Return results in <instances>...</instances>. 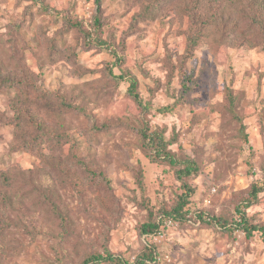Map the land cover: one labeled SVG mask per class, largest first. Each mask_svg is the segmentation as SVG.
<instances>
[{
	"label": "rangeland",
	"instance_id": "obj_1",
	"mask_svg": "<svg viewBox=\"0 0 264 264\" xmlns=\"http://www.w3.org/2000/svg\"><path fill=\"white\" fill-rule=\"evenodd\" d=\"M192 1L0 0V264H83L108 252L135 264L148 252L142 225L175 207L184 183L193 190L187 215L152 240L156 260L148 263L264 264L261 232L247 236L234 225L244 213L264 227V192L251 195L264 181V0H202L210 24L201 33L185 15ZM152 4L155 18L145 12ZM18 24L22 33L10 35ZM193 37L200 44L191 46ZM20 59L32 102L49 112L61 99L74 106L63 110L60 143L44 137L40 145L23 115L27 97L16 82L3 84ZM44 115L56 127L55 114ZM146 126L165 130L169 150L197 161L199 173L182 181L177 168L151 159Z\"/></svg>",
	"mask_w": 264,
	"mask_h": 264
},
{
	"label": "trees",
	"instance_id": "obj_2",
	"mask_svg": "<svg viewBox=\"0 0 264 264\" xmlns=\"http://www.w3.org/2000/svg\"><path fill=\"white\" fill-rule=\"evenodd\" d=\"M26 1H29V0H26ZM96 1L99 2V0H96ZM202 2H203L202 0H195V1L193 0L192 3L194 4L195 10L193 8L192 12L185 13V15L189 14L190 16H192L193 19L197 18L199 22L194 21V25L198 27V29L200 30V33L202 32V30L203 31L207 30V28L209 27L208 25L210 24L208 18L207 17L204 18L202 15V5H201ZM221 2L218 3L217 1L218 5H216V8L221 7ZM42 5L44 7V1L42 2ZM154 9H157V7L154 4H152L151 7L149 5V8H147L145 12L150 15L151 14L150 11H153ZM200 14L202 16L198 17ZM150 17L155 18V15L152 14L150 15ZM73 26L74 28L76 27L74 23H73ZM96 26H101L100 20L98 18H94V27ZM22 30L23 28L20 26V24H18L16 25L15 30L14 29L10 30V35H16V32L22 33ZM194 40L195 38L193 37L192 38L193 45L191 44V46H197L201 42L198 39L195 41ZM14 42L15 41H13V43ZM97 44L98 46H101L103 48L110 47V45L107 44V42L104 40H99ZM49 56L52 57V55H49ZM17 62H20L21 65H15L18 67L16 68V70L11 69L7 71L8 77H5V79L3 80L4 82L3 84L5 86L7 85L8 87L13 88L15 84L14 82H16L18 88H20L19 90H21L22 93L24 94V97H27V101H26L27 110L23 113V115L29 120L32 126L36 127L37 130L41 133L40 137L42 138V141L40 142V145L45 143L44 137L48 138L49 142L51 138L53 137H56V139H58V142L61 139L63 140L66 134H60L57 127H59L60 129H64L67 126L66 118L65 116H63V113H64L63 110L66 111L70 109L71 107L73 108L74 106L70 104V102L67 103L64 99H61L60 103L56 105V107L55 105L53 106L55 107L54 112H49L51 111V109H53L52 107H48L49 109L43 110L42 108L43 106L39 105L38 102L37 103L32 102L33 100H37V99L33 98L35 94H33L34 90H32V87H31L33 83H30L29 81V71L28 70L26 71L27 68L25 66L27 65L25 64V62L23 64L21 59ZM111 75L113 76V79L115 80H124L126 77V74L124 73H122L120 76H115L112 70H111ZM128 80L130 82V86L128 89L129 95L132 98V100L135 102V104L142 108L143 102L140 98V95L137 92L139 88V83L137 79H135L134 77H129ZM184 86H187V85L184 84ZM44 94L45 93H43L42 95L45 96ZM49 113H54L56 116L55 117L56 127L54 128H52V126L47 124L44 120L42 121L39 116V114L40 115L45 114L44 116L49 118V115H48ZM140 132L143 138L146 140V146L150 148L151 150L150 158L155 161L163 162L172 168H177L176 174L180 180L184 181L185 178H190L194 174L199 173L200 167L197 161L192 160V159L181 161L176 157L174 153H172L171 150H169V146L172 144L173 140H169V141L166 140L165 130H160V129L150 130V127L146 126L145 128L143 127ZM81 143L83 142L78 141L74 145H82ZM74 158L77 160L75 155H74ZM77 162L78 163L81 162L80 164L84 166V167L82 166V168L84 169V172L87 173V176L97 175L96 171L93 169L90 163H87L84 165V162H82L81 160L79 161L77 160ZM136 173H137L136 175L137 184L141 189H143V182H144L143 171L139 167ZM75 179L76 178L74 175V180ZM3 180H4L5 185L9 186L11 184L9 176H3ZM87 182L90 184L89 181ZM78 184L84 185V182L82 181V182H79ZM184 190H185L184 193L181 195V198L175 207H173L170 211L166 212L165 215L156 217L155 221L149 220L148 222L142 225L141 233L142 235L146 237V249L148 250V252L144 253L142 257L136 261L135 264H149L148 262L155 261L156 257L154 255V251L152 250L153 249L152 246L154 244L152 241L153 240L152 236H157V235L162 234L164 232L163 229L166 225H168V222L169 223L171 222L180 223L181 221H184L187 215V212H188L186 208L190 203V197L192 196V193H193V190L191 189L190 185L186 183H184ZM51 192H52V197L55 196L54 190H52ZM262 192H264V181L261 183H256L252 186L251 195H253V197H257ZM249 204L250 203H246V205H249ZM54 208H56V206H54ZM57 212L59 213V215H61L62 219L67 218L65 214H62L60 211H57ZM240 215L241 216H240L239 223L236 222L234 223V225L241 228L242 231L247 234V236H252L253 233L258 230L261 232L262 238L264 239V227H257V226L251 225V223L249 222L248 218L246 217L244 213H240ZM198 218L200 220H205L206 217L203 214H199ZM212 220L218 224V227L222 228L226 232L232 233L233 228H231V226L228 224L227 221H221L220 219H216V218H213ZM67 233L71 234V231L67 230L66 234ZM3 252L6 253V251H3ZM110 261H116L119 264H123L119 259H116L109 252L107 253V256L98 254L96 256L91 257L90 259L88 258L83 262V264H97L101 262H110Z\"/></svg>",
	"mask_w": 264,
	"mask_h": 264
},
{
	"label": "built area",
	"instance_id": "obj_3",
	"mask_svg": "<svg viewBox=\"0 0 264 264\" xmlns=\"http://www.w3.org/2000/svg\"><path fill=\"white\" fill-rule=\"evenodd\" d=\"M171 223H169L168 225H170ZM153 240L155 241H161L162 238H164V234H160V235H157V236H152Z\"/></svg>",
	"mask_w": 264,
	"mask_h": 264
}]
</instances>
